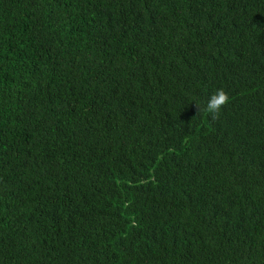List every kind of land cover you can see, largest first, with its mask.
Instances as JSON below:
<instances>
[{"label": "trees", "instance_id": "1", "mask_svg": "<svg viewBox=\"0 0 264 264\" xmlns=\"http://www.w3.org/2000/svg\"><path fill=\"white\" fill-rule=\"evenodd\" d=\"M0 264H264V0H0Z\"/></svg>", "mask_w": 264, "mask_h": 264}, {"label": "clouds", "instance_id": "2", "mask_svg": "<svg viewBox=\"0 0 264 264\" xmlns=\"http://www.w3.org/2000/svg\"><path fill=\"white\" fill-rule=\"evenodd\" d=\"M226 101V95L223 90H217L206 102L205 110L210 114H216Z\"/></svg>", "mask_w": 264, "mask_h": 264}]
</instances>
